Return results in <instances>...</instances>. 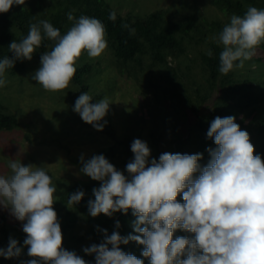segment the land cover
Listing matches in <instances>:
<instances>
[{"label":"clouds","instance_id":"9594fccd","mask_svg":"<svg viewBox=\"0 0 264 264\" xmlns=\"http://www.w3.org/2000/svg\"><path fill=\"white\" fill-rule=\"evenodd\" d=\"M24 4L25 0H0V13ZM115 18V13H110L109 19ZM67 19L74 23L64 35L41 20L31 24L19 42L9 44L13 58L0 60V87L8 83L6 70L13 68L16 60L30 61L45 39L55 43L41 55V66L32 79L46 91L68 87L83 53L90 58L103 53L106 29L99 19L84 15L77 19L72 12ZM213 39L222 46L221 74L243 68L264 43V9L248 6L243 16L233 14ZM207 55L211 57L212 51ZM91 101L92 97L83 92L73 110L85 123L102 131L106 121H101L111 103L107 98ZM207 137L216 147L207 149L210 159L203 167L200 153L166 152L158 161H149L151 150L140 139L131 144L134 159L126 165L128 176L102 154L87 161L81 156V172L101 182L93 189L94 200L88 201L89 215L112 217L131 209L136 217L132 224L136 234L122 237L118 231L109 235L102 230V242L83 249L85 254L94 255L95 264H144V260L121 250L120 245L130 241L144 246L142 256L149 264H264V160L254 154L249 133L240 129L234 116H217ZM8 167L10 174H0V206L23 222V243L27 255L33 258L27 264H88L62 247L61 226L52 207L56 187L45 169L25 166L19 160L10 161ZM181 193L183 203L177 200ZM84 195L83 191L71 194L67 206L78 204ZM177 229L194 234V238L173 239ZM21 252L18 241L12 238L6 250L0 249L5 258L18 257Z\"/></svg>","mask_w":264,"mask_h":264},{"label":"trees","instance_id":"16d2710c","mask_svg":"<svg viewBox=\"0 0 264 264\" xmlns=\"http://www.w3.org/2000/svg\"><path fill=\"white\" fill-rule=\"evenodd\" d=\"M210 4L223 15L224 20L217 17L208 20L195 12L181 14L179 18L173 19L166 9H156L144 17L129 13L122 15L112 8L110 0H25L24 5H14L8 12L0 13V60L6 56L13 58V53L8 48L9 44L13 40L19 42L24 38L33 23L47 20L64 35L74 23L67 19L69 12L77 19L82 15L97 18L105 25L107 48L112 54L118 73L130 77L134 75L137 81H143L145 78L140 76L148 70L145 82L155 85V88L158 79L166 78L168 83L153 91L157 99L161 93L167 94L174 110L176 106L177 114L188 107L197 116L200 107L215 94L211 111L203 117H197L195 122L199 128L197 133H192V136L185 139L188 141L187 146L183 142L177 144L176 140H171L173 148L155 153L152 159L158 161L159 156L166 152L200 153L203 158L199 164L201 167L206 166L210 159L207 149L216 147L214 140L207 137L211 122L217 116L221 118L234 116L240 129L249 133L250 142L254 145V154L260 155L263 160L264 72L257 70L259 66H264V59L254 55L251 60L245 62L247 65L253 64V67H247L245 70L235 68L227 75L221 74L219 54L222 46L213 38L218 36L225 24L229 23L233 14L243 16L248 6L264 9V0H210ZM113 12L116 16L114 21L109 19L110 13ZM54 43L45 39L32 58H41L44 52L52 49ZM209 50L213 53L211 57L207 55ZM256 50L264 52V43ZM188 51L191 52L190 55ZM184 57H188L189 60L185 70L172 66L168 61V58L178 60ZM145 60H149L147 65L144 64ZM26 61L16 60L14 67L7 69L6 73L22 72ZM153 68L158 69V72H152ZM90 69V64L76 68L72 81L80 86L79 93L88 90L84 76ZM17 126V119L0 105V130L11 131ZM100 132L114 136L107 123ZM131 144L132 141L127 139L102 151V155L125 176L129 175L126 165L134 159ZM100 183L89 177L87 181H76L61 189L56 187L58 195L52 206L61 226L62 247L74 251L88 264H95V258L94 255L85 254L83 249L101 243L104 237L102 230H107L109 235L113 231H118L122 237L136 234L132 227L136 217L131 209L127 214L116 212L112 217L104 214L97 217L89 215L88 201L94 200L93 189L99 188ZM77 191L85 193L83 199L78 204L68 207V198ZM177 200L184 202L182 193L178 195ZM117 221L120 223L118 229ZM22 225L23 222L17 219L11 221L8 215L0 214V249H7L10 238L16 239L18 247L22 248L18 257L5 258L0 255V264H27V261L33 259L27 255L28 248L23 243L26 233L23 232ZM181 236L192 238L194 234L177 229L173 239ZM120 248L125 253L144 260V264H149L148 259L142 256L143 245L130 241L126 245L121 244Z\"/></svg>","mask_w":264,"mask_h":264},{"label":"rangeland","instance_id":"374dc122","mask_svg":"<svg viewBox=\"0 0 264 264\" xmlns=\"http://www.w3.org/2000/svg\"><path fill=\"white\" fill-rule=\"evenodd\" d=\"M110 4L122 15L129 13L144 17L156 9H166L173 19L179 18L181 14L195 12L208 20L216 17L224 20L210 0H110ZM255 55L264 59L261 50H256ZM40 59L27 60L25 69L20 73H5L8 83L0 87V105L18 121L15 129L0 130V174H10L9 162L19 160L25 166L43 167L58 189L76 181H87L89 176L81 172V156L87 161L94 155H101L104 149L117 142L127 139L146 142L151 150L149 161L155 153L173 148L171 140H176L177 144L183 142L187 146L188 141L185 139L199 129L195 124L197 117H203L211 111L215 97L213 94L212 99L200 107L197 116L188 107L177 114L176 106L174 110L167 94L161 93L157 99L153 91L164 87L168 83L166 78L154 81L155 88V85L145 82L148 70L140 76L145 78L143 81H137L134 75L130 77L118 73L107 47L96 58H90L85 52L76 61L75 67L91 65L84 76L88 84L86 93L92 97L91 103L103 98L110 101L109 111L101 122L106 121L113 132L112 137L85 123L73 110L81 93L80 86L72 80L67 88L51 92L32 79L41 66ZM168 61L181 70H185V65L189 64L188 57L178 60L168 58ZM148 63L149 60H145L144 64ZM247 67H253V64H245L238 70ZM258 69L264 72V66ZM151 71L158 72V69L153 68ZM57 195L56 191L54 198ZM2 213L8 215L11 221L15 219L9 210L0 206Z\"/></svg>","mask_w":264,"mask_h":264}]
</instances>
